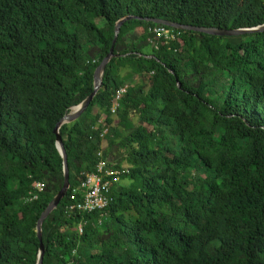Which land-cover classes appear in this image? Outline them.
<instances>
[{"label":"trees","instance_id":"16d2710c","mask_svg":"<svg viewBox=\"0 0 264 264\" xmlns=\"http://www.w3.org/2000/svg\"><path fill=\"white\" fill-rule=\"evenodd\" d=\"M126 17L103 88L60 131L71 189L43 225V264H264V32L152 22L251 29L264 0H0V264H37L64 186L54 132ZM100 163L120 173L110 206L70 212Z\"/></svg>","mask_w":264,"mask_h":264},{"label":"water","instance_id":"95a60500","mask_svg":"<svg viewBox=\"0 0 264 264\" xmlns=\"http://www.w3.org/2000/svg\"><path fill=\"white\" fill-rule=\"evenodd\" d=\"M135 18L132 17H126L120 22H118L115 26V31H114V41L112 48L108 54V56L103 60V62L100 64V66L97 68L95 71V90L93 95H91L85 102H83L80 106L74 108L70 114H68L57 126L54 134L57 138V148L58 151L63 159L64 162V186L60 193L56 196V198L53 200V202L50 204V206L47 208V210L44 212L42 215L40 221L38 222L37 225V234L40 240V252L38 255V262L37 264H43L46 249L43 244V225L47 221V219L59 208L60 204L62 201L66 198L68 192L71 189L70 185V172H69V167H68V157L66 154V150L64 147V143L62 140V137L60 135V131L63 126L65 125H70L78 121L84 113L88 110L90 105L94 102L96 96L98 93L101 91L103 88V77L106 71L107 66L109 63L116 58L114 54V45L117 41V38L120 33V29L123 26L124 23L131 21ZM149 21V20H148ZM156 25H161L165 27H169L175 30L179 31H195L198 33H203L211 36H218V37H231V36H240V35H247V34H255V33H262L264 32V25L256 27V28H251V29H238V30H221L217 28H205V27H192V26H179L176 24L168 23V22H163V21H152Z\"/></svg>","mask_w":264,"mask_h":264},{"label":"built area","instance_id":"2783aa9c","mask_svg":"<svg viewBox=\"0 0 264 264\" xmlns=\"http://www.w3.org/2000/svg\"><path fill=\"white\" fill-rule=\"evenodd\" d=\"M156 38H164L166 41L176 40V36L173 32L166 29H154L152 30ZM153 44V41H150ZM128 88L120 90L117 94V101L121 100L127 93ZM118 104L113 108V112L117 111ZM120 176V173L111 172L106 168L105 163H100L97 172L89 175L80 187V191L83 193V202L76 207L69 208L70 212H82L84 214H93L106 210L112 200L110 199V191L112 183L110 179ZM109 179V180H108ZM45 191V185L39 183L34 187L36 193L30 199V202L38 200V195L43 194ZM84 225H80L78 231L80 234L83 233Z\"/></svg>","mask_w":264,"mask_h":264}]
</instances>
